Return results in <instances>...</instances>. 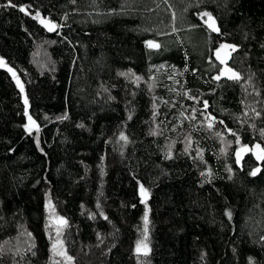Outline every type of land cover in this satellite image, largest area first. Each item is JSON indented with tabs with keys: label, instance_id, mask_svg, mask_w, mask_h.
Masks as SVG:
<instances>
[{
	"label": "trees",
	"instance_id": "1",
	"mask_svg": "<svg viewBox=\"0 0 264 264\" xmlns=\"http://www.w3.org/2000/svg\"><path fill=\"white\" fill-rule=\"evenodd\" d=\"M12 3L0 7V264H69L57 240L70 264H264L252 151L264 145V0ZM222 44L239 79H216ZM48 205L67 223L53 229Z\"/></svg>",
	"mask_w": 264,
	"mask_h": 264
},
{
	"label": "snow or ice",
	"instance_id": "2",
	"mask_svg": "<svg viewBox=\"0 0 264 264\" xmlns=\"http://www.w3.org/2000/svg\"><path fill=\"white\" fill-rule=\"evenodd\" d=\"M0 7H17V5L13 4L12 3V0H8V3L7 4L0 5ZM19 10L21 12H25L26 14H28L27 11H26V7H19ZM199 15L201 16V18H203V17H207L208 18L207 20L204 21V23L207 24L208 28L211 31H213V32H219V28L216 26V21H215V19L213 18L212 14L210 12H203V13H200ZM39 17H40V13L37 11L36 14H35V16L33 18L36 19V18H39ZM173 18H175V14H173ZM40 22L43 23L45 25V27L48 28V31H54L55 28L57 27L56 24H53L51 22H46L44 20H41ZM193 27H195V25ZM146 46L149 47V48H155V49H159L160 48V45L158 43H155L153 40L146 41ZM223 48H229L232 51H235L236 50V48H235L234 45H226V44L220 45V48H218L216 50V57H217V59L220 60V63L221 64H225L226 63L225 59L220 56V49H223ZM0 66L7 67V65L5 64V62L3 61L2 58H0ZM7 70L10 73H12V75H13L14 78L16 77V73L14 72V70L12 68L9 67V68H7ZM121 75H125V74L124 73H121ZM224 75H227L229 79H239L240 78L238 73L234 72L231 68H227L226 67L225 69H222L220 71V75H218L216 77V79H220V76H224ZM137 79H139V77H137ZM17 84L21 88V91H23V86L20 84V81H19L18 78H17ZM27 103H28L27 98H25V104L27 105ZM204 104H205V107H207V101H205ZM25 114L27 115V112ZM28 121H29V123L32 126H35L36 127V130L37 131H39V127L36 124V121L33 120L31 116H28ZM221 123H223V121H221ZM25 127L28 129L29 132H31V128H29L28 125H25ZM209 127H211V124L209 125ZM229 131H231V130L229 129ZM233 135H235V133H233ZM261 135L264 136V131L261 132ZM121 139H126V137H124L123 135H121ZM236 142L237 143L240 142L239 137H237ZM37 143H38V140H37ZM254 147H255V149L258 150V152H257V159L258 160H264V148H262L260 144H256ZM242 150L248 151L250 149H248L247 145H244ZM239 157H240V152L238 151L237 152V162H239ZM258 171H259V169H254L250 174L253 175V176H255ZM140 194L144 198L142 200V202H146V199H147V197L149 195V192H148V190L146 188H144L143 185H140ZM133 207H135V206L133 205ZM227 215L229 216V218H231V212L227 213ZM105 219H107V217H105ZM61 220H62L63 223H65V224L67 223L66 221H63V218H61ZM144 220H145V226L147 228V221H148V213H147V211L145 212ZM28 235L31 236V233H29ZM57 236H59V230L57 231ZM146 240H147V236H145V238H144V241H146ZM144 241H138L137 242L136 251H137V253H139L141 251V247L143 245L144 254L146 255L147 254V251H148V246H147V243L144 242ZM57 244H60L61 247H62L63 241L57 240L56 243H53L52 250H53L54 254L55 255L65 256L67 258V260L71 261L72 260V257L71 256H67L66 252H64L62 250L59 251V252L56 251ZM33 255H35V253H33Z\"/></svg>",
	"mask_w": 264,
	"mask_h": 264
},
{
	"label": "water",
	"instance_id": "3",
	"mask_svg": "<svg viewBox=\"0 0 264 264\" xmlns=\"http://www.w3.org/2000/svg\"><path fill=\"white\" fill-rule=\"evenodd\" d=\"M214 18V17H213ZM208 18H206V20H207ZM215 19V18H214ZM41 20H44V21H46V22H51V23H53V24H56L57 25V23L55 22V21H53V20H51V19H47V18H45V17H43V16H40L39 18H38V20H37V23L39 24V26H41L47 33H49V34H53V33H55L57 30H58V26L55 28V30L54 31H48V28L47 27H45V25L43 24V23H41L40 21ZM216 21V20H215ZM210 22V21H209ZM207 25V24H206ZM216 26H217V23H216ZM227 45V44H226ZM218 48H220V46L219 47H217L215 50H214V53H213V56H214V58L220 63V60L219 59H217V57H216V50L218 49ZM231 53H232V51H231V49H229V48H223V49H220V56L222 57V58H224L225 59V61H226V63L225 64H221V65H223V69H225L226 67L227 68H230L229 67V65H228V63H229V60H230V57H231ZM233 70V69H232ZM234 71V70H233ZM235 72V71H234ZM224 76H227V75H224ZM228 77V76H227ZM258 152V151H257Z\"/></svg>",
	"mask_w": 264,
	"mask_h": 264
},
{
	"label": "rangeland",
	"instance_id": "4",
	"mask_svg": "<svg viewBox=\"0 0 264 264\" xmlns=\"http://www.w3.org/2000/svg\"><path fill=\"white\" fill-rule=\"evenodd\" d=\"M25 125H28V127L31 128V131H32L33 129H35V126H32V125L29 123L28 118H27V122H26ZM25 130H26L27 132H29L28 129H27L26 127H25ZM254 146H255V145H254ZM254 146H253V148H252L253 153H255L256 151H258L257 149H255ZM261 147L264 148V145H261ZM242 149H243V148H241L240 150H238V151L240 152V157H242V155L246 152V151H244V150H242ZM238 151H237V152H238ZM237 152H236V154H237ZM139 193H140V190H139ZM140 197H141V199H144V198L141 196V194H140ZM47 212H48L49 222H50V224H51V226H52L53 229H54V226H55V225H58L59 223H62L61 218H60V217H56V216L53 214V211H52V209L49 207V205L47 206ZM63 221H64V219H63ZM61 250H62V249H61L60 247H57V249H56L57 252H59V251H61ZM62 251H63V250H62ZM58 256L63 257V258H64L67 262H69V264H70V261L67 260V258H66L65 256H62V255H58Z\"/></svg>",
	"mask_w": 264,
	"mask_h": 264
},
{
	"label": "flooded vegetation",
	"instance_id": "5",
	"mask_svg": "<svg viewBox=\"0 0 264 264\" xmlns=\"http://www.w3.org/2000/svg\"><path fill=\"white\" fill-rule=\"evenodd\" d=\"M228 65H229V63H228ZM223 66V65H222Z\"/></svg>",
	"mask_w": 264,
	"mask_h": 264
}]
</instances>
